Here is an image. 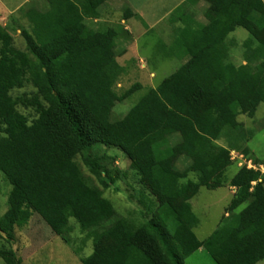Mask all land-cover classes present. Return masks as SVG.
Instances as JSON below:
<instances>
[{"label": "trees", "instance_id": "1", "mask_svg": "<svg viewBox=\"0 0 264 264\" xmlns=\"http://www.w3.org/2000/svg\"><path fill=\"white\" fill-rule=\"evenodd\" d=\"M107 1L45 0V11L26 8L32 1L21 6L17 12L30 26L22 36L31 56L15 49L0 27V173L12 187L8 206L27 202L69 245L70 219L83 221L102 202L101 191L85 183L74 160L95 145L113 148L129 161L157 207L143 225L126 222L129 239L117 237L114 251L97 264H183L199 250L214 264L262 262L264 177L242 166L227 181L230 149L215 142L228 129L241 134L237 117H253L264 103L263 2L202 0L208 5L207 25L184 23L172 45L183 65L112 121L114 107L140 86L122 96L113 92L123 72L116 62L118 33L85 23L99 19ZM236 28L247 31L254 46L253 58L240 67L226 49ZM26 81L35 95L11 98ZM18 104L34 108L37 118L28 124ZM175 136L180 140L172 142ZM242 152L247 157V149ZM178 162H186L182 170ZM226 186L235 189L226 216L199 241L190 201L201 188ZM0 258L19 264L12 252H0Z\"/></svg>", "mask_w": 264, "mask_h": 264}, {"label": "rangeland", "instance_id": "2", "mask_svg": "<svg viewBox=\"0 0 264 264\" xmlns=\"http://www.w3.org/2000/svg\"><path fill=\"white\" fill-rule=\"evenodd\" d=\"M22 3L24 0H0V27L11 35L15 49L30 55L22 36L23 31L30 32V26L20 13H10L23 6ZM130 4L143 5L144 9L149 5L148 0H130ZM32 7L45 11V0H32L31 5L26 8ZM104 19L94 27L87 20L85 23L95 30H120L118 24L124 17L122 13L113 12L109 20ZM147 21L151 22L148 18ZM152 39L153 36L148 35L141 41L149 43ZM152 41L153 43L146 44L151 48L139 52L131 49L125 58L118 55L120 47L116 49V62L123 72L114 83L113 92L122 96L135 84L140 88L114 107L112 121L121 120L148 90L155 89L181 66L179 59L169 57V53L158 49L159 43L154 42V39ZM35 93V89L26 81L21 89H14L9 95L18 100L23 97L31 98ZM16 110L26 117L28 124L37 118L34 108L18 104ZM237 122L242 129L241 134L228 129L215 142L230 149L232 165L226 171V180L242 168L243 161L250 162L264 177V103L258 106L253 117L240 115ZM179 140L180 136L172 138V142ZM243 149H247V157L243 154ZM74 161L85 183L101 191L102 202L88 219H70L69 245L49 231L27 202H21L14 208L8 206L7 200L12 187L9 180L0 173V252H12L19 264H97L114 251L117 237L124 242L129 239L130 231L126 222L137 227L151 218V213L157 207L156 200L143 187L140 178L130 169L129 161L121 152L95 145L78 155ZM185 164L186 162H178L177 168L182 170ZM188 179L194 182L195 176L189 174ZM228 187L214 191L201 188L190 202L192 212L198 219L193 232L199 241L209 237L226 216L225 211L231 200ZM120 224H123L122 228ZM0 264H5L1 258ZM183 264L214 263L205 251L199 250L186 258ZM258 264H264V260Z\"/></svg>", "mask_w": 264, "mask_h": 264}, {"label": "crops", "instance_id": "3", "mask_svg": "<svg viewBox=\"0 0 264 264\" xmlns=\"http://www.w3.org/2000/svg\"><path fill=\"white\" fill-rule=\"evenodd\" d=\"M31 1L24 0L22 4L25 5ZM261 1L264 4V0ZM148 3V8L144 9L143 5H131L130 0H108L100 9L99 19L87 21L94 27L104 18L109 20L113 12L122 13L124 20L118 24L120 30L115 28L118 33L116 49L120 47L118 52L120 58H125L124 56L131 49H136L137 52L148 49L149 46L146 44L153 43V39L154 42L159 43L158 47L160 48L158 49H163L169 53V57L176 58L172 54V45L178 32L184 27V23L192 28L205 26L208 23L205 17L208 5L202 0H148ZM19 8L10 13L17 12ZM147 18L151 22H148ZM148 35L153 36V39L149 43H143L141 39ZM226 47L229 59L236 67L245 66L246 59L253 58L251 51L254 46L251 43V37L242 28H236L228 34ZM152 48L154 47L152 46ZM183 63L184 61H181V65ZM228 191L232 199L235 189L228 187Z\"/></svg>", "mask_w": 264, "mask_h": 264}, {"label": "built area", "instance_id": "4", "mask_svg": "<svg viewBox=\"0 0 264 264\" xmlns=\"http://www.w3.org/2000/svg\"><path fill=\"white\" fill-rule=\"evenodd\" d=\"M231 154H233V153H231ZM230 157H231V155H230ZM240 157H241V159H243L242 156H240ZM231 160H232V157H231ZM242 165L243 166H246L247 169L257 170L255 167L251 166V163L250 162L243 161ZM257 171H259V170H257Z\"/></svg>", "mask_w": 264, "mask_h": 264}]
</instances>
